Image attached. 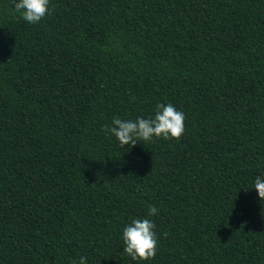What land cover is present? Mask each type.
<instances>
[{
    "label": "trees",
    "instance_id": "1",
    "mask_svg": "<svg viewBox=\"0 0 264 264\" xmlns=\"http://www.w3.org/2000/svg\"><path fill=\"white\" fill-rule=\"evenodd\" d=\"M0 0V264H264V0ZM171 103L178 138L113 117ZM158 214L157 252L120 233Z\"/></svg>",
    "mask_w": 264,
    "mask_h": 264
},
{
    "label": "clouds",
    "instance_id": "2",
    "mask_svg": "<svg viewBox=\"0 0 264 264\" xmlns=\"http://www.w3.org/2000/svg\"><path fill=\"white\" fill-rule=\"evenodd\" d=\"M50 0H13L14 11L29 24L39 23L49 13ZM185 115L171 103H159L153 114L135 119L113 117L110 124L104 126L106 135L114 137L121 147H131L141 142H151L154 138L178 139L185 131ZM257 197L264 201V172L256 175L253 186ZM156 206H149L145 218H131L122 226L120 240L123 252L133 261L150 260L157 252L156 225L149 217L157 215ZM73 264H77L73 261ZM78 264H87V258L81 256Z\"/></svg>",
    "mask_w": 264,
    "mask_h": 264
}]
</instances>
